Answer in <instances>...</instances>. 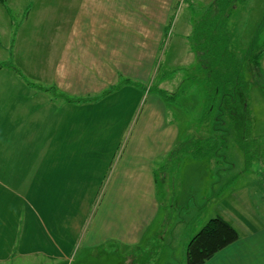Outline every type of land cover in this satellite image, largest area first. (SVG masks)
<instances>
[{"label":"crops","instance_id":"crops-1","mask_svg":"<svg viewBox=\"0 0 264 264\" xmlns=\"http://www.w3.org/2000/svg\"><path fill=\"white\" fill-rule=\"evenodd\" d=\"M192 1L0 0V63L9 58L14 40V64L27 88L19 90L16 101L1 103V152L15 146V140L9 147L6 141L14 134L10 122L16 119L17 129L22 103L37 95L29 90L46 83V92L53 86L67 96L68 107L61 122H54L50 149L72 154L85 148L92 155L84 157L80 170L67 166L65 174L54 175L55 164H49L48 181L38 180L39 185L27 189L32 199H26L25 186L14 189L23 206L12 226L6 222L0 230V264H187L190 238L216 215L238 222L240 236L204 264H264V219L248 201L244 199L246 213L239 219L225 207L221 213L202 214L201 205L191 211L190 201L173 197L177 184L170 180L169 164L159 167L158 162L175 150L181 130L167 115L162 94L167 90L159 87L161 82L143 96L136 86L152 80L164 60L169 73L196 60L199 64L193 19L183 16ZM196 1L202 9L214 0ZM175 11L186 22L177 32L178 46L169 53L163 45ZM261 62L264 68V55ZM122 80L127 82L120 86ZM138 94L145 99L143 106ZM14 103L17 116L10 118ZM116 123L125 129L119 131ZM62 178L65 187L73 184V198L65 189L62 196L51 194L52 187H63L58 183ZM8 183L0 179V184ZM43 183H48V194L41 190ZM25 213L35 217L32 241L38 244L28 246L24 239Z\"/></svg>","mask_w":264,"mask_h":264},{"label":"rangeland","instance_id":"rangeland-1","mask_svg":"<svg viewBox=\"0 0 264 264\" xmlns=\"http://www.w3.org/2000/svg\"><path fill=\"white\" fill-rule=\"evenodd\" d=\"M235 1L236 4L226 16V38L227 46L231 41L229 45L234 56L242 59L240 62L234 59L233 66L242 69L243 74L245 72L244 78L248 84L250 112L248 119L245 117L244 120V114L242 115L237 109L234 117L231 115L225 117L224 130H212L219 99L214 94L213 87L212 90L207 87V79L205 80L207 74L204 68V73H201L198 60L193 61L194 64L188 67L177 66L171 73L166 68L167 62L164 60L162 62L163 67L157 68L152 80L147 83L138 82L136 86L137 89H142L143 96V94H148L147 91L151 86L157 87L158 83L161 82L159 87L167 90H163L165 92L163 97L168 103L167 115L176 122L181 130L180 141L174 147L175 150L173 149L168 156L165 155L163 160L160 157V162H162H158L159 167L165 161L169 164L170 180L172 184H177V188L174 187L173 189L175 191L173 197H176L180 203L190 201L193 204L191 211L196 208V205H201L202 214L214 213L215 210L221 213L225 207L235 212L239 219H244V213H246L245 199L249 206L254 208L257 213L256 216L264 219V180L261 179V175H264V88L251 76L247 65L244 69V61L247 64L253 55L264 47V0ZM197 3L199 2L196 0L191 3L196 11L200 8ZM219 7L218 5V17L221 13ZM204 9L205 6L202 5V10ZM190 10L191 8H187L183 16L188 15L189 19L193 11ZM196 13L199 14V12ZM183 16H179L178 12L175 11L173 20L170 21L172 23L170 24L167 42L165 39L163 45L169 53L173 51L174 46H178V42L176 43V39H179L177 32L183 29L182 24L186 22ZM194 34L199 37V34L195 32ZM6 61L4 62L7 63ZM217 68H219V64ZM22 80V75H19L14 69L4 68L0 70V108L2 101L5 102L6 99L16 101L20 97V95L18 96L19 90L23 87L27 89ZM126 82V80H122L119 85L122 86ZM31 84L35 85L34 83ZM44 84L46 85V83ZM44 84L42 83L43 86L41 87H34V90H29L31 93L36 91L37 95L22 103L21 119L17 129L16 119L12 123L10 122L9 132H14V134L10 133L12 136H8L6 141L9 140V147L15 140V146L11 150L9 147L7 154L1 152L0 146V166L3 165V169L0 167V179L6 178L9 181L8 186L0 184V230L6 222L12 226V221L20 214L19 210L23 204L20 199L18 200V191H21L25 186L26 199H32L33 193L27 192L28 187L39 185L38 180L45 179L48 181L49 164H55L53 174L60 175V173L65 174L67 172L65 170L68 168L67 166L77 165L80 170L85 164L84 157H92V155H87L85 148L72 154H65L63 151H57V154H54V149H50L52 130L57 125L54 122L60 123L64 112H68V107H64V100L67 96L61 95L58 91L54 92L53 86H49L52 87L49 88L51 91L46 92ZM153 91L152 93H154ZM7 94H9V98H7ZM210 95L216 96V98L214 97L216 105L211 115H204ZM142 96L138 94L137 100H140L138 104L142 103L143 106L145 99ZM133 103L134 100H131L127 108ZM139 109H141V105L137 111ZM1 111L2 108L0 109V116ZM9 116L10 118L17 116L16 103L9 107ZM236 120L242 122L239 123L238 127H236ZM114 126H118L119 131L125 129L124 123H116ZM99 152L103 153V151ZM3 163L6 164V167ZM214 165L216 166L215 170H206L213 169ZM191 166L196 168L200 166L202 171L191 168ZM79 173L80 175L84 174L82 170ZM63 180L64 178L58 179V183L60 182L63 187H52L51 194L62 196L65 189L68 197L70 195L73 198L75 189L73 184L71 187L67 184L65 187L61 183ZM17 183V188H15ZM10 185L11 187H9ZM6 188L9 192L6 191ZM42 188L44 193L48 194V183H43L41 190ZM204 188L207 193L203 192ZM14 189L18 190L16 194L13 193ZM69 206H73V203H69ZM34 218V216L25 213L26 233L24 239L30 242L28 246L38 244L34 239L32 241L33 228L36 227ZM232 223L238 230L241 229L238 222L232 219ZM11 245L12 242L9 243V246ZM41 245H43L42 248H47L43 241Z\"/></svg>","mask_w":264,"mask_h":264},{"label":"trees","instance_id":"trees-1","mask_svg":"<svg viewBox=\"0 0 264 264\" xmlns=\"http://www.w3.org/2000/svg\"><path fill=\"white\" fill-rule=\"evenodd\" d=\"M235 4V0H214L204 10L201 9V5H199L198 11L195 10L194 6L190 10H193L191 14V19H193L195 26L193 32L199 34V37L194 34L196 37L193 40L194 47H197L196 50L200 53L199 65L204 68L207 74V78H205V80L207 79V87L210 90L213 87L214 94L219 99L212 130H224L225 117L227 115L234 117L235 110L237 109L240 110L242 115L244 114V120L245 117L248 119L250 115L248 84L244 78L245 72L243 74L242 69L233 66L234 59L239 62L242 59L240 60L232 53V48L229 45L231 41L227 46L226 16L229 15L230 10L233 9ZM218 5L221 7H219L221 12L219 17L217 15ZM195 11L199 12V14ZM13 46L14 40L10 46L11 49L9 58L6 61L7 63L1 62L0 69L10 68L16 72L18 71L13 62ZM263 55L264 47L256 52L247 64L244 61V69L247 65L251 76L264 88V68L261 62ZM218 64L219 68H217ZM162 94L165 96V92H162ZM216 96L214 97L216 98ZM214 97L210 95L204 115H211L213 113L216 105ZM239 123L242 122L236 120V127H238ZM239 236L238 229L223 216L216 215L211 217L190 238L186 249L187 264H204L215 253L236 241Z\"/></svg>","mask_w":264,"mask_h":264}]
</instances>
